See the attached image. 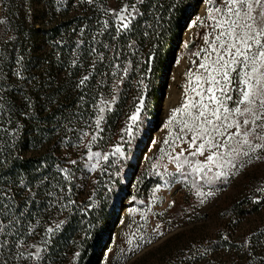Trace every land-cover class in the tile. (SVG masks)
I'll return each instance as SVG.
<instances>
[{
    "label": "trees",
    "instance_id": "16d2710c",
    "mask_svg": "<svg viewBox=\"0 0 264 264\" xmlns=\"http://www.w3.org/2000/svg\"><path fill=\"white\" fill-rule=\"evenodd\" d=\"M76 1V14L65 0L61 19L44 34L52 47L44 64L58 77L43 86L19 82L13 91L23 101H0L7 126L0 132V264H97L123 191L125 163L115 149L127 154L140 101L153 115L166 56L201 0ZM125 7L127 29L116 15ZM20 14L9 7L8 21ZM20 27L12 22L11 48L1 53L19 58L8 59L7 72L26 75L36 59ZM96 153L108 156L97 168Z\"/></svg>",
    "mask_w": 264,
    "mask_h": 264
},
{
    "label": "rangeland",
    "instance_id": "374dc122",
    "mask_svg": "<svg viewBox=\"0 0 264 264\" xmlns=\"http://www.w3.org/2000/svg\"><path fill=\"white\" fill-rule=\"evenodd\" d=\"M64 1L0 0V101L10 95L23 101L24 97H17L13 91L19 82L43 86L51 74L58 77L44 64L47 60L50 65L52 56L44 34L61 19L58 8ZM77 3L71 0L69 14H76ZM216 6L219 0H201L190 8L191 19L173 46V55L166 56L153 115L147 117L148 107L140 101V111L135 112L138 119L130 120L127 154L120 146L117 153L125 163L123 191L117 196L116 213L106 224L102 240L107 243L97 264H264V151L253 153L251 160L241 156L234 161L235 168L224 166V177L213 184L200 180L195 187L187 167L182 175L170 158L186 145L173 152L177 129L175 122H168L185 102L187 74L196 72L201 62L195 53L203 56L201 49L207 47L204 37L212 31L208 14ZM9 7L21 10V18L8 21ZM13 21L21 26L22 42L30 43L28 49L36 59L26 75L15 67L7 72L8 59L15 64L19 58L1 53V48H11ZM107 108L103 107L97 125ZM6 129L0 125V132ZM102 158L95 156V168ZM220 170L214 167L208 175ZM198 190L213 195L197 196Z\"/></svg>",
    "mask_w": 264,
    "mask_h": 264
},
{
    "label": "snow or ice",
    "instance_id": "6c2138e0",
    "mask_svg": "<svg viewBox=\"0 0 264 264\" xmlns=\"http://www.w3.org/2000/svg\"><path fill=\"white\" fill-rule=\"evenodd\" d=\"M116 15L120 28L127 29L132 13L125 7ZM208 19L212 31L204 37L207 47L201 49L203 56L195 53L201 62L196 72L187 74L185 102L168 122H175L177 129L173 152L186 145L170 158L182 175L187 167V175L195 178L194 187L200 180L213 184L224 177V166L235 168L234 161L241 156L251 160L253 153L264 151V0H219ZM137 119V114L130 117ZM115 152L120 153V148ZM214 167L221 170L209 176ZM196 194L213 195L199 190Z\"/></svg>",
    "mask_w": 264,
    "mask_h": 264
}]
</instances>
